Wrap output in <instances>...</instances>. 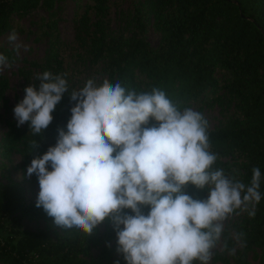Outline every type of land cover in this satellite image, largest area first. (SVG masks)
<instances>
[{
  "label": "trees",
  "instance_id": "1",
  "mask_svg": "<svg viewBox=\"0 0 264 264\" xmlns=\"http://www.w3.org/2000/svg\"><path fill=\"white\" fill-rule=\"evenodd\" d=\"M57 1L0 0V35L12 27L14 15L37 9L49 15L44 25L54 30ZM72 1L81 10L74 20L81 52L70 54L65 62L55 41L47 40L38 74H64L69 92L78 90L85 85L80 77L83 69L74 65L81 61L83 68L101 77L97 85L105 80L119 82L137 93L156 88L180 110L224 101L231 113L214 129L206 128L209 151L217 157L212 169H222L225 176L250 186L252 169L259 168L261 199L252 201V210L238 224L226 227L221 250L211 260L227 263L234 245L233 230L240 248L232 264H250L249 255L264 264V0H136L132 12L121 16L125 31L118 34L109 32L108 0ZM147 26L159 36L155 47L145 41ZM34 79L38 88L39 81ZM7 88V80L0 76L1 104ZM74 103L66 92L52 113V122L39 136L33 135L27 122L22 128L7 123L0 150H17L30 161L42 156L55 145L57 130L67 131ZM154 123L150 119L146 126ZM33 140L35 148H31ZM185 192L196 200L208 196L207 188L193 185ZM124 211L130 214L129 209ZM142 211L147 214L148 206ZM42 217L53 219L35 202H28L23 189L0 183V264H126L116 250V232L110 228L101 234L93 229L87 235L61 227L56 238L45 230L22 228L24 219ZM103 223L113 226L107 219ZM94 248L97 251L92 254Z\"/></svg>",
  "mask_w": 264,
  "mask_h": 264
},
{
  "label": "clouds",
  "instance_id": "2",
  "mask_svg": "<svg viewBox=\"0 0 264 264\" xmlns=\"http://www.w3.org/2000/svg\"><path fill=\"white\" fill-rule=\"evenodd\" d=\"M15 39L13 30L9 40ZM36 80L38 88L26 86L13 108L17 127L27 122L39 136L66 92L75 103L67 131L58 129L55 145L27 167L38 180L35 206L57 226L87 235L110 220L126 264H209L226 217L260 201L259 168L250 186L213 170L217 157L202 115L178 109L163 91L137 93L89 79L69 92L64 74L49 71ZM150 119L155 123L146 126ZM188 185L207 188L208 198L193 199Z\"/></svg>",
  "mask_w": 264,
  "mask_h": 264
},
{
  "label": "rangeland",
  "instance_id": "3",
  "mask_svg": "<svg viewBox=\"0 0 264 264\" xmlns=\"http://www.w3.org/2000/svg\"><path fill=\"white\" fill-rule=\"evenodd\" d=\"M109 4V32L118 34L124 32V23L121 22V16L132 12L133 4L136 0H108ZM81 10L76 8L72 0H59L54 4L53 19L56 22L55 29H48L44 23L49 18V15L42 9H37L23 15H14L12 19V27L0 35V54H7L5 62L0 63V76L4 77L8 82V88L5 91V103H0V142L6 132L7 123H13L17 126V121L14 118L13 108L19 103L25 93L23 89L29 84H34V78L38 75V66L45 60L47 49V40L55 41L56 47L61 52L63 61H67L70 54L81 52L80 45L75 37L76 16ZM15 31L16 39L9 40L11 33ZM50 35L46 38L45 33ZM144 38L147 44L155 47L159 42V36L147 26L144 33ZM82 59V58H80ZM72 60V59H70ZM81 61L76 65L77 69H83L80 77L86 83L87 80L93 79L96 84L101 82V77L95 75L92 70L83 68ZM33 64V65H31ZM74 64V63H73ZM194 111L200 113L206 122V128L214 129L222 120L223 116L231 113V109L226 106L224 101L220 104L208 102L200 106L190 107ZM23 125L19 127H23ZM31 161L25 159L17 150L3 152L0 150V183H12L23 189L28 202H35L39 192L38 180L35 174L28 176L26 174L27 167ZM49 170L51 168L49 167ZM208 198V196H207ZM253 208V202H247V206H242L240 209L234 210L229 214L223 223V231L219 241L211 250L212 254L221 250L223 233L226 227L233 224H238L242 217L249 213ZM51 218V217H50ZM110 228L112 233H115L114 225H105L103 222L96 226V232L101 234L105 228ZM22 228L27 231L35 232L37 230H45L52 238H56L61 234V227L57 226L53 219L37 218L24 219ZM79 231V230H78ZM82 232V231H80ZM84 233V232H83ZM234 242L233 249L229 252V257L226 264H232L235 252L240 248L235 232H230ZM97 249L91 251L95 254ZM212 256V255H211ZM250 264H258L253 256H248ZM193 264H199L194 261ZM209 264H223L220 262L213 263L210 259Z\"/></svg>",
  "mask_w": 264,
  "mask_h": 264
}]
</instances>
